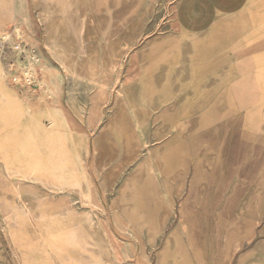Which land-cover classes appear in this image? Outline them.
Listing matches in <instances>:
<instances>
[{
  "label": "rangeland",
  "instance_id": "rangeland-1",
  "mask_svg": "<svg viewBox=\"0 0 264 264\" xmlns=\"http://www.w3.org/2000/svg\"><path fill=\"white\" fill-rule=\"evenodd\" d=\"M189 1L0 0V264H264V176L246 184L248 171L236 169L238 149L223 145L237 135L238 123L187 136L215 120L211 109L189 119L208 108L215 91L195 89L203 84L188 80L210 76L213 57H190L213 40L182 36L178 24L203 30L211 5L225 0ZM190 10L192 17H185ZM57 11L52 56L42 37ZM256 28L261 50L264 26ZM120 29L134 39L133 49L149 47L139 66L126 56L121 76L135 84L147 144L114 177L116 162H97L89 143L91 132L105 129L115 101L97 102L77 68L91 60L102 71L107 37ZM56 58L75 76L65 78ZM226 92L229 110H238L234 91ZM174 97L177 104L170 105ZM93 108L95 131L87 124ZM260 114L264 107L247 110L249 117ZM108 131L127 150L135 137L125 116ZM150 152L158 157L156 170ZM90 188L103 193L111 215L91 202ZM94 210L121 246L83 232Z\"/></svg>",
  "mask_w": 264,
  "mask_h": 264
},
{
  "label": "crops",
  "instance_id": "crops-1",
  "mask_svg": "<svg viewBox=\"0 0 264 264\" xmlns=\"http://www.w3.org/2000/svg\"><path fill=\"white\" fill-rule=\"evenodd\" d=\"M210 9L212 17L203 30L181 27L178 24L182 36L197 37L194 39L202 42L206 37L213 40L205 51L190 57L193 61L205 55L213 57L209 63L212 68L210 76L206 80L198 77H190L188 80L203 84L195 85V89L215 91L206 103L208 108L189 119L199 117L211 109L215 113V120L211 125L187 136L191 137L200 132L203 134L214 125L236 121L237 135L228 142L224 141L223 145L238 149L239 164L236 169L248 171L244 177L246 184H257L264 176V114L249 117L247 110L264 107V49L256 50L260 41L256 27L264 26V0H225L223 3L211 5ZM246 30L247 34L242 36L241 32ZM189 56L187 55L188 58ZM229 60V71L222 70ZM228 89L234 91L231 98L240 107L234 112L229 110V99L226 95ZM169 104H177L175 97ZM250 122L256 123L257 129H252Z\"/></svg>",
  "mask_w": 264,
  "mask_h": 264
},
{
  "label": "bare ground",
  "instance_id": "bare-ground-1",
  "mask_svg": "<svg viewBox=\"0 0 264 264\" xmlns=\"http://www.w3.org/2000/svg\"><path fill=\"white\" fill-rule=\"evenodd\" d=\"M32 1L34 3L37 0H32ZM197 1H199V0L189 1L190 6H191V4L196 3ZM207 1L210 3H214L218 0H207ZM57 2H59V1H57ZM179 2H181V1H179ZM189 9H190V7L188 5H186L184 7V11H187ZM191 10L188 12H185L187 15L185 17H188V18L192 17L191 16V14H192ZM59 19H60V16H59L58 11H57V16L54 18H51L49 20V23L51 25L50 33H45V35L42 37L43 44L45 45V47H47V49L52 54V56H54V51L56 50V48L54 46V39L58 34ZM41 22L44 26L47 24L46 19H45V21L42 19ZM92 23H93V21H92ZM96 29L99 32H101L98 28H96ZM133 43H134V39L132 38V36H127L126 31L124 29H120L118 34H109L107 37V42L105 44V46H106V50H105L106 62H105L104 69L102 71L99 72L96 65H94L93 62H91V60H89L88 62H81L77 68L78 73H82L85 76V80L82 81L85 84V86L87 88L95 91V94H96L95 99L97 102L101 101L104 104L108 105L109 101H111L113 99L115 101L116 110L112 114V116L108 118L107 123L105 125V129L101 130L99 132H91L92 135H94V137L89 143L90 146L93 148L95 154L97 155V158H96L97 162L100 161V158H106L107 162H111V161L116 162L112 168V173L114 174V177H117L121 172H123L125 167L130 162L134 161V159L137 156V153L140 150V148L143 145L147 144V133L144 132L143 130H141V128L139 127L138 122H137V118H139V115H140V109L138 108V103L136 101V91L134 88L135 84H133V82L128 78L121 80L122 71H123V67H124V63H125L124 59L126 58V56L128 54H131L133 56V58L135 59L137 65L139 66L144 60V58L142 59V57H145V56H143L144 53L149 49V47H146V46L139 47L137 49H135V48L133 49V47H132ZM160 45H163V44H160ZM174 47H175V45H174ZM165 48H166V46H165ZM168 48H166V52H167ZM170 48L172 49L173 47H170ZM150 57H151V55H150ZM158 57H160V56H158ZM56 60L59 64V68L61 69L65 78L69 79V78L75 76L74 70L70 69L67 66V64L63 62V60H60L57 58H56ZM152 61H150V62H152ZM145 63H147V62H145ZM147 64H150V63H147ZM92 112H93L94 119L87 122V124H88V127H92L95 131V130H97V126H98L97 123L99 121V113L97 111V108H95V109L93 108ZM124 116L128 121L129 127L135 131V137H134L133 141L130 144H128V150L125 146L122 148L123 143L118 138H116V136L111 135L108 131V125L110 126L114 122L116 123V122L120 121L121 119H123ZM97 119H98V121L96 123ZM147 158H148L149 164L152 166V168L154 170H156L157 165H158L157 155L153 152H150L147 154ZM53 181H54V184H58V183H55L54 179H53ZM129 185H130V183L128 181V186ZM161 185H163L162 186L163 189L166 190L165 183L163 181H161ZM59 187H61V186H59ZM54 190H55V188H54ZM97 190H99V189H97ZM90 193L94 196V200L92 199L91 202L94 201V204L96 207L101 208L103 210H106L107 214L110 213V215H111L112 213L109 212V210L107 208L108 203L106 202L104 196L102 195L103 193L101 195L98 194V192L95 190V188H90ZM51 201H52V198H51ZM73 214H74V212H73ZM79 218H81V217H79ZM76 221L78 222V220H76ZM79 222H78V224L80 225L81 223H79ZM111 226H112V224H111ZM77 227H79V226H77ZM81 227H82L83 232L90 234L92 239L95 241L98 238H104V240L109 244H116L118 246H121L119 244L118 238L108 228V224H107L105 218H103L100 215V213L97 212L96 210H94L92 212V215L89 217V221L87 222V219H86V222L83 223L81 225ZM81 227L79 228V230L81 229ZM82 230H80V231H82ZM184 230H185V227L182 225L180 228V231L182 233H184ZM121 241H123V240H121ZM120 250L122 251V249H120Z\"/></svg>",
  "mask_w": 264,
  "mask_h": 264
}]
</instances>
